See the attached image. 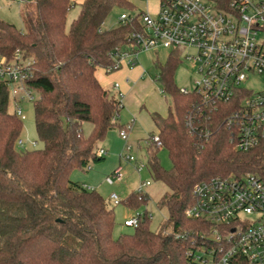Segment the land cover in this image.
<instances>
[{
  "label": "trees",
  "instance_id": "16d2710c",
  "mask_svg": "<svg viewBox=\"0 0 264 264\" xmlns=\"http://www.w3.org/2000/svg\"><path fill=\"white\" fill-rule=\"evenodd\" d=\"M24 29L0 17V55L20 50L34 60L29 81L38 93L33 101L35 124L42 148L17 147L23 119L17 115L9 87L0 79V264H199L195 252L211 225L186 215L194 189L212 177L263 172L264 153L241 152L231 142L225 120L232 103L205 102L195 90L181 91L174 80L182 49H172L157 62V82L172 96L173 107L163 116L152 113L161 145L145 146L148 169L168 190L158 200L167 211L157 230L145 217L133 232L115 238V210L95 189L72 181L71 171L101 161L98 142L116 126L122 105L104 88L99 68L114 64L112 54L132 31L137 17L111 29L103 24L113 8L137 10L130 0H84L67 26L72 0H21ZM230 0L217 3L227 7ZM140 12H137L138 15ZM210 129L206 139L192 134L188 121ZM92 124L87 136L83 124ZM168 151L166 169L159 150ZM149 201L146 193H129L124 203L137 208ZM193 253V254H192Z\"/></svg>",
  "mask_w": 264,
  "mask_h": 264
},
{
  "label": "built area",
  "instance_id": "2783aa9c",
  "mask_svg": "<svg viewBox=\"0 0 264 264\" xmlns=\"http://www.w3.org/2000/svg\"><path fill=\"white\" fill-rule=\"evenodd\" d=\"M217 1L160 0L156 13L122 12L121 20L132 22L138 16L141 27L131 32L125 45L115 48L114 64L104 70L110 73L123 66H134L145 50L181 48V58L193 63L198 74L192 90L205 102L232 103L233 110L225 125L236 149L264 153V87L254 90L246 84L252 76H264V0H230L227 7ZM33 76L34 60L20 50L10 57L0 55V79L9 87L14 110L23 120L26 115L21 104L38 98L29 84ZM114 88L118 89L119 83ZM181 91L189 90L181 88ZM122 96L119 92L121 105ZM118 118L119 114L115 115L112 122L117 124ZM130 128L129 124L120 128L126 142L121 157L141 173L146 164L131 153ZM188 129L206 139L211 135L210 129H199L191 119ZM151 141L161 145L158 132L146 144ZM23 143L20 139L19 144ZM105 153L104 148L98 149L99 156ZM122 180L121 166L106 177L108 183ZM149 185V181L142 182L136 191L143 194V188ZM110 199L115 205L122 201L116 193ZM186 215L211 225L210 231L201 235L214 245L203 244L194 253L199 264H264V170L218 175L198 183L194 203ZM142 219L141 213H137L123 224L136 228Z\"/></svg>",
  "mask_w": 264,
  "mask_h": 264
},
{
  "label": "rangeland",
  "instance_id": "374dc122",
  "mask_svg": "<svg viewBox=\"0 0 264 264\" xmlns=\"http://www.w3.org/2000/svg\"><path fill=\"white\" fill-rule=\"evenodd\" d=\"M156 0H151L153 6ZM24 3L21 0H0V17L10 23L15 24L20 30L24 29L23 20L21 17V11ZM80 6L79 4H74L70 9L67 19V26L77 17L79 14ZM122 8L115 7L109 13L106 18L103 27L105 29L114 28L119 24V18L122 12ZM138 10L131 11V13H137ZM186 52H192V50L185 49ZM171 49L158 48L145 50L139 54L138 63H141L147 68V72L153 77L157 76L158 68L157 62L164 63ZM97 76L101 78H106L103 83L104 85L112 84V79L109 77L111 74H107L103 68L97 70ZM198 77L193 63L182 59L181 63L177 66L174 74V80L178 87L192 90L194 88V81ZM158 89H161L159 82ZM246 84L252 87L254 90H260L264 87V76L255 75L252 76ZM38 96V95H37ZM162 100L170 108L173 107L172 96L168 93L162 92ZM21 107L26 115V119L23 120V128L20 138L24 143L17 144L20 149H34L42 148L44 143L39 140L34 115V106L31 102H24ZM14 106L10 107L12 111ZM122 120H126L125 114L120 112ZM127 121V122H126ZM125 122L129 123L131 119H127ZM83 130L85 135H89L92 130V124L85 122L83 124ZM138 130L135 129L133 132H129V139L132 143L131 153L139 160L143 161L146 166L141 173L135 170L133 163L128 162L125 158L121 157L122 153L125 151L126 142L122 139L120 135V129L117 127L112 128L108 131L106 137L98 142V148H104L106 153L104 159L101 161H91L90 168L86 167L81 169L79 167L74 168L70 173V178L72 181L79 182L91 189L97 190L105 199L110 207L115 210L116 224L113 229V236L115 238L119 237L125 233H131L134 227L125 226L124 220L137 213H141L142 218L145 217V212H147L150 218V227L153 230L159 228L160 223L167 218L168 214L165 209H160L157 205L158 200L161 196L168 190V187L161 181L154 180L149 169H148V157L145 148V144L141 142L139 144ZM159 158L162 165L166 169H170L172 166L171 160L168 155V151L165 148L159 150ZM119 166L122 167L123 180L120 182L115 181L114 183H108L106 181L107 176H111L115 169ZM149 181L150 185L143 188V193L149 196V201L146 204H142L137 208H130L125 203L124 200L129 195L130 192L136 190L142 182ZM116 193L122 199L119 204H114L110 195ZM200 254L202 252H199ZM210 264V263H209Z\"/></svg>",
  "mask_w": 264,
  "mask_h": 264
},
{
  "label": "crops",
  "instance_id": "0c3cea01",
  "mask_svg": "<svg viewBox=\"0 0 264 264\" xmlns=\"http://www.w3.org/2000/svg\"><path fill=\"white\" fill-rule=\"evenodd\" d=\"M75 5L80 4L84 0H72ZM137 8L138 12L148 11L150 13H156L159 10L160 0L154 1L153 6L151 0H130ZM106 72V71H105ZM109 77L112 79V84L109 85L103 83L105 77L99 78L100 82L105 89L110 90L112 94L118 95L119 92L122 96V114H125L124 119H131L132 121L126 123V120H122L119 113L118 122L115 127L121 128L125 125H130L129 132H133L137 129L139 144L141 142L147 145L146 142L149 137L158 132L157 126L152 119V113H159L166 116L169 111V107L162 100V90L158 89L156 76L153 77L147 72V68L141 63H137L134 66H123L110 73ZM119 83V88L115 89L114 84ZM121 112V111H120ZM126 121V122H125ZM114 128V127H113ZM130 140V139H129ZM131 142V141H130Z\"/></svg>",
  "mask_w": 264,
  "mask_h": 264
}]
</instances>
